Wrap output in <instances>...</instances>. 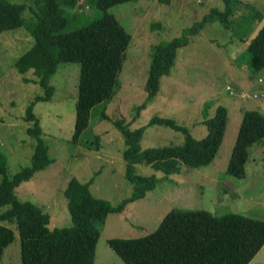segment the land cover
<instances>
[{
	"label": "rangeland",
	"instance_id": "obj_1",
	"mask_svg": "<svg viewBox=\"0 0 264 264\" xmlns=\"http://www.w3.org/2000/svg\"><path fill=\"white\" fill-rule=\"evenodd\" d=\"M11 1L33 4V0ZM212 6L223 9L224 2L128 0L106 9L131 33V39L114 95L108 102L92 107L78 141L71 139L78 61H59L49 79L54 86L52 95L33 104L52 161L18 184L14 192L19 199H28L47 211L50 227L71 223L63 194L71 176L88 181L93 195L113 204L130 194L131 183L125 176L122 154L125 143L115 119L121 118L135 128L146 125L155 114L171 117L187 125L192 135L199 138L207 131L202 122L204 104L208 115H212L217 104L227 107L224 137L209 163L197 167L181 164L179 172L169 174L154 170L149 164L135 165L136 172L154 173L158 180L143 196L96 223L99 237L93 264H126L108 239L143 235L153 230L173 207L202 208L216 215L232 211L264 219V138L249 146L244 176L225 170L243 109L255 108L264 113V66L252 63L246 49L248 40L264 21V0H236L227 24L216 20L190 35V40L177 48L170 72L160 76L156 94L136 111L145 98L152 45L179 35ZM101 12L95 0H82L68 8L66 29L80 26ZM24 15L28 16L27 9ZM249 27L254 30L247 32ZM32 43L33 36L24 25L0 30V151L6 157L9 175L29 163L34 138L26 131L32 121L24 119L25 108L34 96L44 92L32 80L35 75L31 69L24 73L29 81H24L14 66L16 58ZM227 85L234 93H229ZM103 111L107 117H102ZM96 136L98 140L94 139ZM182 141L181 131L154 123L145 126L140 144L145 148ZM6 207L0 204V211ZM6 224L13 229L14 238L4 247L0 264H20L18 231L14 223ZM250 260L248 264H264V244Z\"/></svg>",
	"mask_w": 264,
	"mask_h": 264
},
{
	"label": "trees",
	"instance_id": "obj_2",
	"mask_svg": "<svg viewBox=\"0 0 264 264\" xmlns=\"http://www.w3.org/2000/svg\"><path fill=\"white\" fill-rule=\"evenodd\" d=\"M81 1L33 0V4L27 5L0 0V30L24 25L33 36V43L16 58L14 66L24 81H29L24 73L31 69L35 75L32 80L44 89L43 94L34 96L25 108L24 119L32 121L26 131L34 138L29 163L9 175L6 157L0 151V204L7 205L0 211V256L14 238L13 229L6 222L14 223L19 235L20 264H93L99 237L96 223L104 220L109 212L121 211L127 202L143 196L158 180L154 173L136 172L135 165L149 164L165 174L179 172L181 164L205 165L216 155L226 130L227 107L223 104H217L212 115L207 114V104H204L202 122L207 131L199 138L192 135L187 125L155 114L146 125L156 123L179 130L183 133V141L142 148L140 140L146 125L130 128L129 122L115 119L124 138L122 154L125 176L131 183L130 194L113 204L93 195L88 181L71 176L63 190L71 223L50 227L47 211L35 202L19 199L14 192L18 184L52 161L33 104L52 95L54 86L49 79L59 61H78L80 69L71 138L78 141L88 124L92 107L102 101L108 102L114 95L125 49L131 39V33L106 10L112 4L128 0H95L101 14L80 26L66 29L68 8ZM235 1L223 0V9L210 7L179 35L152 45L145 98L138 103L137 113L158 91L160 76L170 72L177 48L186 44L190 35L197 34L205 24L216 20L227 24ZM26 9L28 16L24 15ZM253 30L249 27L247 32ZM246 49L252 63L264 66V21L248 40ZM102 117H107L104 111ZM263 138L264 113L244 108L226 172L244 176L249 146ZM108 244L126 264H247L264 244V219L232 211L216 215L202 208L173 207L164 213L153 230L136 237H110Z\"/></svg>",
	"mask_w": 264,
	"mask_h": 264
},
{
	"label": "built area",
	"instance_id": "obj_3",
	"mask_svg": "<svg viewBox=\"0 0 264 264\" xmlns=\"http://www.w3.org/2000/svg\"><path fill=\"white\" fill-rule=\"evenodd\" d=\"M226 88L228 89L229 93H234L232 87L230 85H227ZM244 92L242 91L241 94H243ZM253 96H256V94L254 93Z\"/></svg>",
	"mask_w": 264,
	"mask_h": 264
},
{
	"label": "crops",
	"instance_id": "obj_4",
	"mask_svg": "<svg viewBox=\"0 0 264 264\" xmlns=\"http://www.w3.org/2000/svg\"><path fill=\"white\" fill-rule=\"evenodd\" d=\"M252 28H253V27H252ZM251 32H252V31H251ZM214 109H215V108H214ZM257 252H258V251H257ZM257 252H256V253H257ZM250 261H251V260H249V262H250ZM249 262H248V263H249ZM248 263H247V264H248Z\"/></svg>",
	"mask_w": 264,
	"mask_h": 264
}]
</instances>
